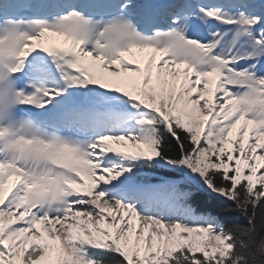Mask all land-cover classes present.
<instances>
[{
	"label": "snow or ice",
	"instance_id": "6c2138e0",
	"mask_svg": "<svg viewBox=\"0 0 264 264\" xmlns=\"http://www.w3.org/2000/svg\"><path fill=\"white\" fill-rule=\"evenodd\" d=\"M0 264H264V0H0Z\"/></svg>",
	"mask_w": 264,
	"mask_h": 264
}]
</instances>
